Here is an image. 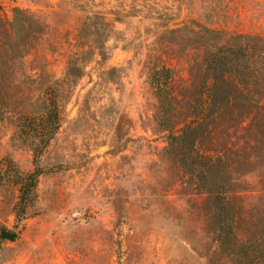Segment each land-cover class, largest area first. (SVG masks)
Here are the masks:
<instances>
[{
	"label": "rangeland",
	"instance_id": "374dc122",
	"mask_svg": "<svg viewBox=\"0 0 264 264\" xmlns=\"http://www.w3.org/2000/svg\"><path fill=\"white\" fill-rule=\"evenodd\" d=\"M238 35L257 75L203 120L206 51ZM15 226L0 264H264V0H0Z\"/></svg>",
	"mask_w": 264,
	"mask_h": 264
},
{
	"label": "trees",
	"instance_id": "16d2710c",
	"mask_svg": "<svg viewBox=\"0 0 264 264\" xmlns=\"http://www.w3.org/2000/svg\"><path fill=\"white\" fill-rule=\"evenodd\" d=\"M236 43H225L221 46H213L207 49L206 55L204 57V81L203 86L205 89V107L208 109L205 114L203 120L207 118L214 117L219 113L222 108V101L229 102L230 96L224 87V84L227 82L229 78H238L240 76H247L248 78L257 75L255 68L250 65V63L254 60H257L255 50H256V41L260 39H254L248 35H238L234 37ZM259 59L257 60V62ZM74 62L72 59L68 62L67 65V74H70V69L75 68L78 72L81 71L79 67L74 66ZM240 93H243L240 88L236 89ZM247 91H250V89ZM254 96L261 97L260 93L262 90H257L253 88L251 92ZM201 120L198 124L189 126L194 132H198V127L202 123ZM208 176L212 174V170L210 167L208 169ZM215 172V171H214ZM38 173L37 170L27 175L26 177L20 178V203L24 202L23 195L24 191L30 192L32 188L35 186V181L37 179ZM29 180L30 187L24 183L22 180ZM28 186V187H27ZM30 188V189H29ZM30 190V191H29ZM18 217V216H17ZM19 219L17 218V221ZM18 238V232L16 230V226L13 229H8L6 227L0 228V243L2 241H14Z\"/></svg>",
	"mask_w": 264,
	"mask_h": 264
}]
</instances>
